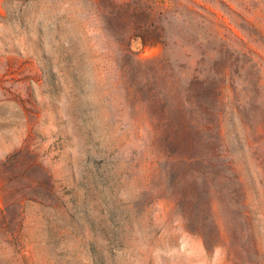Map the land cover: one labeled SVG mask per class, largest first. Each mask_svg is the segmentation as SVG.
Wrapping results in <instances>:
<instances>
[{
    "label": "rangeland",
    "instance_id": "obj_1",
    "mask_svg": "<svg viewBox=\"0 0 264 264\" xmlns=\"http://www.w3.org/2000/svg\"><path fill=\"white\" fill-rule=\"evenodd\" d=\"M190 1L0 0V264H264V0Z\"/></svg>",
    "mask_w": 264,
    "mask_h": 264
},
{
    "label": "trees",
    "instance_id": "obj_2",
    "mask_svg": "<svg viewBox=\"0 0 264 264\" xmlns=\"http://www.w3.org/2000/svg\"><path fill=\"white\" fill-rule=\"evenodd\" d=\"M183 1L186 4H183ZM100 4L105 11L109 10L111 17L117 21L120 29L117 31L121 38L126 39L133 31L139 32L133 37L142 39L144 45L155 44L161 45L166 51L169 43L165 37L164 20L170 15L182 14V12L191 13L194 15V10L190 9L189 4L194 5L190 0H107L106 2L100 0ZM183 44L177 41L173 42L175 47L184 49V43L190 46L189 39L179 37ZM121 53L128 52L124 43L120 45ZM140 69H146L153 72L158 78L168 77L172 74L171 64L166 58L165 54L158 59L147 62L145 64H138ZM181 75H185V67L178 66ZM157 128L160 123L156 125ZM158 130V129H156ZM157 132V131H156ZM159 133H156V136Z\"/></svg>",
    "mask_w": 264,
    "mask_h": 264
}]
</instances>
